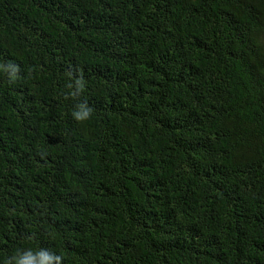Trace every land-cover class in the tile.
<instances>
[{
    "label": "trees",
    "instance_id": "obj_1",
    "mask_svg": "<svg viewBox=\"0 0 264 264\" xmlns=\"http://www.w3.org/2000/svg\"><path fill=\"white\" fill-rule=\"evenodd\" d=\"M9 63L0 264H264V0H0Z\"/></svg>",
    "mask_w": 264,
    "mask_h": 264
},
{
    "label": "clouds",
    "instance_id": "obj_2",
    "mask_svg": "<svg viewBox=\"0 0 264 264\" xmlns=\"http://www.w3.org/2000/svg\"><path fill=\"white\" fill-rule=\"evenodd\" d=\"M11 69V71H9ZM19 68L14 64H0V72L6 73L10 81L15 79V75L18 73ZM82 86V81L77 82V87ZM72 115L76 120L86 119L90 115V109L85 105H78L73 111ZM61 256L57 255L47 249L40 248L33 250L31 248L23 251H18L11 256L7 264H60Z\"/></svg>",
    "mask_w": 264,
    "mask_h": 264
}]
</instances>
